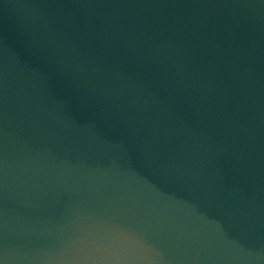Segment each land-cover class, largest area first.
<instances>
[{
	"label": "water",
	"instance_id": "95a60500",
	"mask_svg": "<svg viewBox=\"0 0 264 264\" xmlns=\"http://www.w3.org/2000/svg\"><path fill=\"white\" fill-rule=\"evenodd\" d=\"M0 264H264V0H0Z\"/></svg>",
	"mask_w": 264,
	"mask_h": 264
}]
</instances>
